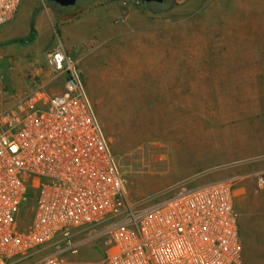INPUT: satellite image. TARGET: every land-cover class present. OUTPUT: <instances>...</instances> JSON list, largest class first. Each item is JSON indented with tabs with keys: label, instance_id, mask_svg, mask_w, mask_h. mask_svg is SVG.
Returning a JSON list of instances; mask_svg holds the SVG:
<instances>
[{
	"label": "rangeland",
	"instance_id": "rangeland-1",
	"mask_svg": "<svg viewBox=\"0 0 264 264\" xmlns=\"http://www.w3.org/2000/svg\"><path fill=\"white\" fill-rule=\"evenodd\" d=\"M80 1L67 8L20 1L3 27L13 25L7 42L26 44L29 55H0V108L33 90L63 91L64 76L45 60L61 48L54 16ZM184 2H142L160 14L156 28L92 45L91 55L65 51L109 137L127 197L139 208L225 180L251 160L248 154L264 155V0H203L180 11ZM245 226L241 220L243 238ZM100 229L77 233L67 264H102Z\"/></svg>",
	"mask_w": 264,
	"mask_h": 264
},
{
	"label": "built area",
	"instance_id": "built-area-1",
	"mask_svg": "<svg viewBox=\"0 0 264 264\" xmlns=\"http://www.w3.org/2000/svg\"><path fill=\"white\" fill-rule=\"evenodd\" d=\"M21 0H0V29ZM63 91L0 108V264H66L78 232L100 227L102 264H241L233 182L132 204L82 83L61 48L46 55ZM264 192V172L256 176Z\"/></svg>",
	"mask_w": 264,
	"mask_h": 264
},
{
	"label": "crops",
	"instance_id": "crops-1",
	"mask_svg": "<svg viewBox=\"0 0 264 264\" xmlns=\"http://www.w3.org/2000/svg\"><path fill=\"white\" fill-rule=\"evenodd\" d=\"M202 1L185 0L179 6L184 9L179 10L189 9L192 2L199 4ZM174 10L171 8L168 12ZM159 15L150 12L141 0H82L66 14H58L53 19L58 26L64 53L91 55L92 45L95 47L108 41L116 43V39L133 32L156 28ZM12 28L13 25H10L0 30V55H29L26 44L7 42L11 40L9 33ZM40 72L32 69V73ZM247 156L251 158L249 162L236 166L233 175L220 181L233 182V207L238 213L239 236L243 246L241 264H264V192L257 190L255 185L256 176L264 170L259 163L264 155L250 153ZM241 220H245L246 225L244 238L240 229Z\"/></svg>",
	"mask_w": 264,
	"mask_h": 264
},
{
	"label": "water",
	"instance_id": "water-1",
	"mask_svg": "<svg viewBox=\"0 0 264 264\" xmlns=\"http://www.w3.org/2000/svg\"><path fill=\"white\" fill-rule=\"evenodd\" d=\"M61 8H67L73 6L78 0H49ZM143 3H158L161 4L163 0H141ZM28 43V42H27Z\"/></svg>",
	"mask_w": 264,
	"mask_h": 264
},
{
	"label": "trees",
	"instance_id": "trees-1",
	"mask_svg": "<svg viewBox=\"0 0 264 264\" xmlns=\"http://www.w3.org/2000/svg\"><path fill=\"white\" fill-rule=\"evenodd\" d=\"M146 4V3H145ZM53 5H55V6H58L57 4H55V3H53ZM60 7V6H59ZM35 16H36V11L33 13V15H32V19H31V26L33 25V23H34V19H35ZM14 42V41H13Z\"/></svg>",
	"mask_w": 264,
	"mask_h": 264
}]
</instances>
